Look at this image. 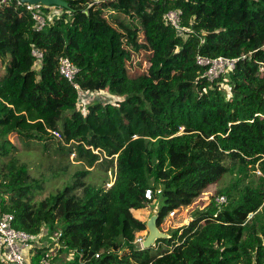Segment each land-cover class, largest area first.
I'll use <instances>...</instances> for the list:
<instances>
[{"label": "trees", "instance_id": "trees-1", "mask_svg": "<svg viewBox=\"0 0 264 264\" xmlns=\"http://www.w3.org/2000/svg\"><path fill=\"white\" fill-rule=\"evenodd\" d=\"M62 1L42 10L61 14L40 30L23 8L0 6V213L36 237L31 264L57 249L45 229L58 255H72L51 264H264V0ZM169 11L187 32L167 23ZM197 57L234 67L209 81ZM61 59L77 69L71 82ZM104 90L116 102L77 108L80 93ZM11 136L24 152L74 154L88 170L34 200L42 186ZM97 165L114 171L110 187L83 181ZM224 175L233 179L187 225L134 245L146 231L134 210L157 201L161 229Z\"/></svg>", "mask_w": 264, "mask_h": 264}, {"label": "rangeland", "instance_id": "rangeland-1", "mask_svg": "<svg viewBox=\"0 0 264 264\" xmlns=\"http://www.w3.org/2000/svg\"><path fill=\"white\" fill-rule=\"evenodd\" d=\"M100 3H103V0H96ZM91 1L85 2V5L90 3ZM91 5V4H90ZM228 90V88H226ZM117 98L112 96L108 90H104L100 93H80L79 101L77 108H79L83 113H86L87 105L95 102L102 101L104 103H114ZM9 141L11 143H16L19 147V152L16 153L19 160L28 165V171L32 179L37 180L42 186L41 190L36 189L34 192V200L38 199L40 196L47 195L49 193H56V190H62L63 187L72 185V175L77 171H83L85 169L88 170L84 165L78 163L74 159V154H70L67 159H59L56 155H51L50 157H45L41 155L40 151L35 149L31 151L24 152V148H22L16 137H9ZM7 159L0 158V163L6 162ZM107 169V168H106ZM91 170V169H89ZM103 171V172H102ZM105 166L100 167L99 165L95 166L91 170V174H89L83 181L86 184L93 185L95 187L103 186L108 188L112 185L114 181V171L111 168H108L105 172ZM258 176L260 173L258 171L254 172ZM233 178L229 175H224V177L215 185H212L205 189L199 198L194 202L191 206L179 208L175 215L168 216L166 222L162 224V231L165 233L171 232L172 230L188 224L192 220V215L195 212L204 210L207 205L211 201V197L215 196V193L226 187ZM81 192V190H77L76 193ZM158 205L157 201H152L151 205L147 209H141L137 211H133V215L143 221L146 222L147 219L151 216L153 206ZM44 242L46 245L55 248H59V245H51L53 240L56 241V236H48V229L44 230ZM147 232H141L137 235V238L145 239ZM54 241V244L56 243ZM57 249L52 251V257L57 256L62 261L69 260L72 258L71 253L64 254L61 253L58 255ZM59 264V262H57ZM56 264V263H55Z\"/></svg>", "mask_w": 264, "mask_h": 264}, {"label": "built area", "instance_id": "built-area-1", "mask_svg": "<svg viewBox=\"0 0 264 264\" xmlns=\"http://www.w3.org/2000/svg\"><path fill=\"white\" fill-rule=\"evenodd\" d=\"M0 6H9L13 9L23 8L29 13L33 20L36 22V27L40 30L44 24L45 19L51 20V18L57 17L61 14L60 10H52L49 14L43 15L42 10L48 9L41 4H28L21 2L20 0H0ZM167 23L178 30L181 34L187 32L180 26V12L169 11L165 15ZM32 56L36 59L37 65L42 59V53L37 50L32 51ZM197 64L206 66L207 70L205 76L209 81L216 79L226 71H230L234 67V60L225 59L222 57L216 59H208L197 57ZM59 73L64 76L69 82H71L77 73V69L69 62L68 59H61L58 63ZM56 137H59L58 133L54 132ZM146 199H151L150 190L145 192ZM227 202L225 196H218L214 199V203L217 207H221ZM177 210H173L169 216L175 215ZM13 216L11 214L0 213V260L6 261L11 264H31V257L29 251L37 243V239L34 236H30L23 231L16 230L12 226ZM163 223L166 219H163ZM143 239L136 238L135 244L142 249ZM52 252H46V254L36 264H51Z\"/></svg>", "mask_w": 264, "mask_h": 264}, {"label": "water", "instance_id": "water-1", "mask_svg": "<svg viewBox=\"0 0 264 264\" xmlns=\"http://www.w3.org/2000/svg\"><path fill=\"white\" fill-rule=\"evenodd\" d=\"M21 2L28 4H41L46 7H67V3L62 0H20ZM159 216V205H155L152 208V215L145 222L147 236L142 244L143 248H150L157 240L165 239L168 235L162 232L157 226V219Z\"/></svg>", "mask_w": 264, "mask_h": 264}, {"label": "clouds", "instance_id": "clouds-1", "mask_svg": "<svg viewBox=\"0 0 264 264\" xmlns=\"http://www.w3.org/2000/svg\"><path fill=\"white\" fill-rule=\"evenodd\" d=\"M47 8H50V7H47ZM47 20H48V19H47ZM42 28H43V27H42ZM42 28H41V29H42ZM221 196H223V195H221ZM216 197H218V196H216ZM216 197H215V198H216ZM145 198H146V197H145ZM215 198H214V199H215ZM149 200H151V199H149ZM226 200H227V199H226ZM158 205H159V204H158ZM174 210H175V209H174ZM176 210H178V209H176ZM172 211H173V210H172ZM172 211H171V212H172ZM171 212H170V213H171ZM170 213H169V214H170ZM169 214H168V216H169ZM151 215H152V213H151ZM168 216H166L164 219H167ZM162 224H163V222H162ZM186 225H187V224H186ZM159 229H160V228H159ZM160 230L162 231V226H161V229H160ZM143 232H147V230H146V231H143ZM162 232H163V231H162ZM139 233H141V232H139ZM139 233L136 234V238H137V235H138ZM164 233H165V232H164ZM166 234H167V233H166ZM167 235H168V234H167ZM146 236H147V235H146ZM136 238H135V240H136ZM135 240H134V245H135L138 249H140V247H139L138 245L135 244ZM144 240H145V239H143V242H144ZM143 242H142V244H143ZM154 245H155V243H154L152 246H154ZM152 246H151V247H152ZM143 249H145V248H143V246H142V249H140V250H143Z\"/></svg>", "mask_w": 264, "mask_h": 264}]
</instances>
